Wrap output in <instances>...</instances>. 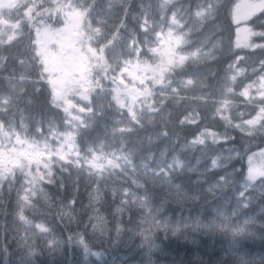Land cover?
I'll return each mask as SVG.
<instances>
[{"label": "trees", "instance_id": "16d2710c", "mask_svg": "<svg viewBox=\"0 0 264 264\" xmlns=\"http://www.w3.org/2000/svg\"><path fill=\"white\" fill-rule=\"evenodd\" d=\"M239 1L1 8L0 264H264V10L237 46ZM71 14L91 58L64 95L45 38Z\"/></svg>", "mask_w": 264, "mask_h": 264}, {"label": "rangeland", "instance_id": "374dc122", "mask_svg": "<svg viewBox=\"0 0 264 264\" xmlns=\"http://www.w3.org/2000/svg\"><path fill=\"white\" fill-rule=\"evenodd\" d=\"M18 0H0V10L5 6H12ZM264 10V0H240L234 11L237 46L251 45L252 32L247 22L254 15ZM80 15L71 14L68 26L49 33L46 36V64L55 88L64 95L78 93L87 83L84 78L85 69L89 65L87 43L88 40L81 32ZM2 23L0 19V24ZM1 30V28H0ZM174 45L168 43L163 48L165 61L153 69L155 73H163L176 61L177 53ZM135 95V91L131 90ZM29 155L24 149L13 153L14 157ZM1 160V159H0ZM264 174V158L257 156L251 164V176L256 178Z\"/></svg>", "mask_w": 264, "mask_h": 264}]
</instances>
